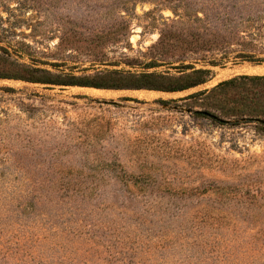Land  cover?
I'll return each mask as SVG.
<instances>
[{"label": "rangeland", "instance_id": "1", "mask_svg": "<svg viewBox=\"0 0 264 264\" xmlns=\"http://www.w3.org/2000/svg\"><path fill=\"white\" fill-rule=\"evenodd\" d=\"M0 47L54 79L212 72L178 93L0 79V264H264V129L211 93L264 76L238 58L264 57V0H0Z\"/></svg>", "mask_w": 264, "mask_h": 264}, {"label": "trees", "instance_id": "2", "mask_svg": "<svg viewBox=\"0 0 264 264\" xmlns=\"http://www.w3.org/2000/svg\"><path fill=\"white\" fill-rule=\"evenodd\" d=\"M249 42H243L247 50L257 48V40L253 36H248ZM238 58L249 63L260 64L264 62V57H256L252 53H240ZM0 63L5 65L4 73L0 74L2 80L22 81L30 84L55 85V86H77L82 88L112 89V90H149L163 93H178L196 88L205 84L211 77L212 72L207 69H194L192 67H181L190 70L189 73L180 71V75L173 76L169 74L144 73L140 75H130L122 77L120 73H109V80L96 82L88 78L67 77L69 79H54L48 75L45 77L44 71L36 68H30L11 58V53L0 47ZM118 75L115 83L110 79ZM11 90V89H7ZM229 90L240 92L241 108L239 118L244 123H258L264 129V76H240L220 83L211 93L220 91L226 93ZM207 93L201 91L195 93L186 99H192L204 96ZM210 109H203L198 116L212 119L214 122L224 124L225 121L219 119L216 115L210 113ZM225 116L226 114L223 113Z\"/></svg>", "mask_w": 264, "mask_h": 264}]
</instances>
